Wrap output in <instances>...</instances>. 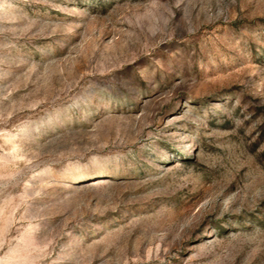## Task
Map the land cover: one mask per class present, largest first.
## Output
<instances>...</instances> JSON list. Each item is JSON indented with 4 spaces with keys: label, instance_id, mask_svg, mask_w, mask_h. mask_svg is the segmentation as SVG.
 <instances>
[{
    "label": "rangeland",
    "instance_id": "1",
    "mask_svg": "<svg viewBox=\"0 0 264 264\" xmlns=\"http://www.w3.org/2000/svg\"><path fill=\"white\" fill-rule=\"evenodd\" d=\"M0 264H264V0H0Z\"/></svg>",
    "mask_w": 264,
    "mask_h": 264
}]
</instances>
